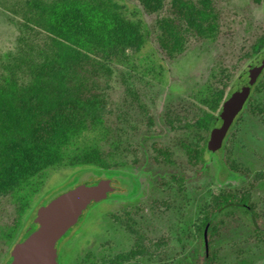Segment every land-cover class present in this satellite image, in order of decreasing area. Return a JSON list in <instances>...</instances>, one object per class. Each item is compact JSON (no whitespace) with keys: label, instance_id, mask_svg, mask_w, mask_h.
I'll use <instances>...</instances> for the list:
<instances>
[{"label":"trees","instance_id":"16d2710c","mask_svg":"<svg viewBox=\"0 0 264 264\" xmlns=\"http://www.w3.org/2000/svg\"><path fill=\"white\" fill-rule=\"evenodd\" d=\"M136 1L155 15L151 26L128 17L116 0H25L21 18L14 20L20 31L19 52L0 65L2 264L24 233V219L51 170L91 168L114 177L127 164L149 170L156 166V182H177L182 189L189 177L174 168L175 148L185 152L190 163L202 161V170L219 117L214 112L226 98L234 65L220 64L196 101L169 104L164 125L177 132L169 143L156 131V111L143 101L141 91L128 87L129 96L121 104L109 92V83L128 47L138 52L153 42L163 57L173 60L193 44L215 41L222 32L225 1ZM249 42L239 55L240 64L264 51L263 35ZM107 49L112 54L108 59L101 56ZM263 92L264 70L229 129L244 125V113L255 115L252 101ZM229 138L224 137L220 147L225 149ZM161 157L166 165H159ZM230 167L250 176L245 168ZM246 185L225 187L214 196L197 227L196 245L176 264H224L219 246L233 236L239 237L229 252L235 255L233 264H256L264 258V249L253 250L264 239V215L251 194L257 184ZM143 211L136 206L114 215L129 228L137 247L117 264L144 250L147 237L139 220ZM80 264L91 263L83 259Z\"/></svg>","mask_w":264,"mask_h":264},{"label":"rangeland","instance_id":"374dc122","mask_svg":"<svg viewBox=\"0 0 264 264\" xmlns=\"http://www.w3.org/2000/svg\"><path fill=\"white\" fill-rule=\"evenodd\" d=\"M24 1L0 0V65L19 52L20 31L14 20L21 18ZM116 1L133 20H143L150 26L155 20V15H148L136 0ZM224 1L222 32L215 41L193 44L173 60L163 57L153 42L138 52L136 47H128L109 83V92L121 104L129 96L128 87L141 91L143 101L156 111V131L165 134L168 143V139L177 136V132L164 125L163 115L169 104L189 99L196 101L195 96L220 64L235 66L228 93L251 62L250 59L240 64L239 55L250 40L264 36V0ZM109 52L108 49L102 51L101 56L108 59L112 56ZM252 103L255 115L249 117L244 113V125L228 129L225 137L230 134V138L225 149H207L202 170H199L202 161L190 163L185 152L174 149V168L189 177L182 189L177 182H171V186L156 182L154 173L159 171L156 166L152 168L154 172L130 164L119 168L120 173L113 177L118 186L116 192L95 200L79 223L59 241V246L64 247L63 263L80 264L87 259L91 264H117L120 256L136 250L134 235L114 217L136 206L144 209L139 220L147 237L145 247L143 251H135L131 258L121 259L119 264H176L196 245L197 227L214 196L225 187L247 184L250 188L249 183L255 182L256 188L251 189L252 200L264 215V92L256 95ZM221 107L214 113L219 114ZM162 158L159 165L163 166L166 164ZM230 164L247 169L250 176L231 169ZM98 177L110 176L106 171L99 174L91 168L62 167L49 171L45 185L35 197L34 207L24 219L21 233L43 205L70 188ZM238 240V236L228 237L219 246L224 264H233L235 255L229 252L236 248ZM261 248L264 249V239L255 244L253 250ZM0 254L2 264L5 255L1 246ZM256 264H264V258Z\"/></svg>","mask_w":264,"mask_h":264},{"label":"water","instance_id":"95a60500","mask_svg":"<svg viewBox=\"0 0 264 264\" xmlns=\"http://www.w3.org/2000/svg\"><path fill=\"white\" fill-rule=\"evenodd\" d=\"M263 70L264 51L247 65L229 89L211 134L212 149L221 146ZM115 181L113 177L93 178L50 200L26 227L4 264H54L59 241L79 223L95 200L118 189Z\"/></svg>","mask_w":264,"mask_h":264},{"label":"flooded vegetation","instance_id":"af4514ba","mask_svg":"<svg viewBox=\"0 0 264 264\" xmlns=\"http://www.w3.org/2000/svg\"><path fill=\"white\" fill-rule=\"evenodd\" d=\"M115 192H113V193H115ZM63 249H64V247H62L61 245L59 246V244L57 245L56 251H55V256H54V264H64L63 263L64 254L62 253Z\"/></svg>","mask_w":264,"mask_h":264}]
</instances>
